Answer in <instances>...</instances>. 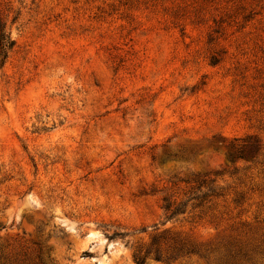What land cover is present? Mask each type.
I'll return each instance as SVG.
<instances>
[{"label": "rangeland", "instance_id": "rangeland-1", "mask_svg": "<svg viewBox=\"0 0 264 264\" xmlns=\"http://www.w3.org/2000/svg\"><path fill=\"white\" fill-rule=\"evenodd\" d=\"M0 16V264H264V0Z\"/></svg>", "mask_w": 264, "mask_h": 264}, {"label": "trees", "instance_id": "trees-1", "mask_svg": "<svg viewBox=\"0 0 264 264\" xmlns=\"http://www.w3.org/2000/svg\"><path fill=\"white\" fill-rule=\"evenodd\" d=\"M14 44V39L11 38L10 33L6 30V23L0 16V67L4 65L8 54L13 48ZM163 209L165 211L166 219L174 218L176 215L184 213L185 211V208L181 203L174 205L167 200H165ZM136 263L143 264V259L136 258Z\"/></svg>", "mask_w": 264, "mask_h": 264}]
</instances>
